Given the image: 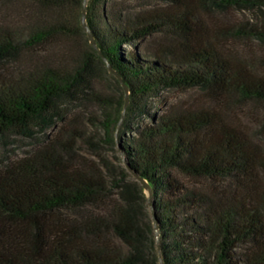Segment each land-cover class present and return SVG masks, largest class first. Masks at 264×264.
<instances>
[{"label":"trees","instance_id":"16d2710c","mask_svg":"<svg viewBox=\"0 0 264 264\" xmlns=\"http://www.w3.org/2000/svg\"><path fill=\"white\" fill-rule=\"evenodd\" d=\"M20 1L51 15L0 25V139L12 131L29 137L40 132L45 139L0 163V264H264L256 181L264 147L226 117L235 99L264 104V59L259 67L218 44L221 36L264 42V26L212 31L197 12L198 6L227 10L264 0H155L173 10L133 13L123 1L87 0L96 49L64 65L47 59L4 75L2 66L24 50L87 34L78 20L84 0ZM163 30L180 38L179 51L143 47ZM107 64L129 90L119 130L124 97L112 101L94 89L96 73L107 71ZM168 88H198L220 107L168 108L158 115L159 107L145 108V97ZM88 96L114 108L105 111V140L114 144L118 131L127 167L81 156L79 132L47 134L64 120V102ZM136 115L148 122L125 138ZM133 174L152 191L157 238L144 211L147 196ZM184 177L232 184L209 197Z\"/></svg>","mask_w":264,"mask_h":264},{"label":"rangeland","instance_id":"374dc122","mask_svg":"<svg viewBox=\"0 0 264 264\" xmlns=\"http://www.w3.org/2000/svg\"><path fill=\"white\" fill-rule=\"evenodd\" d=\"M118 1H123L122 3L127 5L129 11L132 13L143 9L150 12H152L153 9H155L154 11L165 12L173 10L170 3L157 2L155 0ZM186 2L190 3L188 0H186ZM197 9L198 15L204 25H206L207 29L210 27L212 31L220 29L222 32L224 31L222 29H228L235 25L242 27L253 25L257 27L264 26V4L261 3L256 6H234L227 10H221L212 6H198ZM30 14L42 18L43 16L49 17L51 15L48 10L40 9L35 3L30 1L0 0V25L17 22L23 23V19H26V16ZM78 20L81 21V11L79 12ZM82 28L84 29V27ZM179 41V37L169 33L168 30H163L148 38L143 47L147 48L153 46L157 49L162 48L165 50L173 48L179 51ZM218 44L224 52L238 58L253 61L256 66H262L259 62L264 59L263 41L251 37L221 36ZM92 48L86 32L82 33V31H78V33L71 38H57L44 46L24 50L19 59L15 62L6 63L2 66V73L4 75L15 74L16 71L26 69L36 61L43 63V61L47 59L54 63H61L64 65L67 61H76L79 55L91 52ZM94 89L100 91L107 99L112 101L124 97L122 89L108 70L104 71V69H101L100 72L96 73ZM213 99L215 98L210 97L209 93L198 88H188L185 90L169 88L160 89L145 97V108L152 112L154 108L159 107L160 109H156V114L158 115L160 110L168 108L182 110L209 107L210 105H215L217 108L220 107L218 101L215 102ZM109 106L110 105L98 104L93 101L90 96L64 102L62 104V112L66 114L64 120L60 121L55 128L48 130L47 134L49 137H53V135H57V132L61 134V136L62 134L65 135L66 132H79L83 135V138L78 140L76 151L81 156L86 159L106 162L114 168L125 166L117 130H119L120 123L125 117L127 106L125 109L124 105L120 108L121 110L123 109V116L121 115L119 125L115 131L116 140L114 144L105 140L103 129L105 111L115 112L114 108ZM229 111L230 114L226 116L227 119L243 127L257 143L264 147V104L259 102L243 103L235 99ZM132 120L133 124H130V127L125 129V138L135 135L137 129L148 122L146 117L139 115L134 116ZM33 130L39 131L36 126L33 127ZM9 133L5 139H0V163L7 158L14 159L28 153L38 147L45 139V135L39 134L40 132H35L34 137L25 136L16 131ZM85 140H89L90 144ZM257 172L256 181L258 192L260 191L259 199L262 200L264 213V168L258 169ZM184 182L189 187L199 188L209 193V197H215L225 186L228 187V185L232 184L229 179L221 183L210 179L194 177H184ZM144 193L147 196V201L144 204V211L147 213V217L151 219V209L153 210L152 196L149 198L147 190H144ZM244 248L245 246H242L239 251L242 252Z\"/></svg>","mask_w":264,"mask_h":264},{"label":"water","instance_id":"95a60500","mask_svg":"<svg viewBox=\"0 0 264 264\" xmlns=\"http://www.w3.org/2000/svg\"><path fill=\"white\" fill-rule=\"evenodd\" d=\"M86 3H87V0H84V2H83V8H82V13H81V25H82V27L86 28L87 35H88V38H89V42L92 45V47L94 49H96V44H95L94 39L92 37V34L88 30L87 24H86V6H87ZM107 69H108L109 73L117 81V84L120 86V88L122 89V91L124 93V99H125L124 109H125L126 106H127V104H128V101H129V90H128V86L123 82L122 78L118 75V73L109 64H107ZM123 114H124V111H123ZM125 166L127 167V164H125ZM133 176H134L135 179H137L139 181V183L142 185V187L144 188V190H147L148 191L149 198H151L152 191H151V189H150L149 184L147 183V181L144 180L142 177L137 176L135 174H133ZM151 214H152L151 219H152V223H153V226H154V229H155L156 238H157L158 237V233H157V222H156L155 214H154V212H153L152 209H151ZM157 247L159 249L158 243H157Z\"/></svg>","mask_w":264,"mask_h":264}]
</instances>
